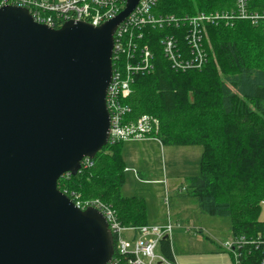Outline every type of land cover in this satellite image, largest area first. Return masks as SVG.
Returning <instances> with one entry per match:
<instances>
[{
	"label": "water",
	"instance_id": "water-1",
	"mask_svg": "<svg viewBox=\"0 0 264 264\" xmlns=\"http://www.w3.org/2000/svg\"><path fill=\"white\" fill-rule=\"evenodd\" d=\"M140 1L99 27L60 29L0 8V264L112 261L105 216L78 208L58 182L108 146L114 35Z\"/></svg>",
	"mask_w": 264,
	"mask_h": 264
},
{
	"label": "trees",
	"instance_id": "trees-1",
	"mask_svg": "<svg viewBox=\"0 0 264 264\" xmlns=\"http://www.w3.org/2000/svg\"><path fill=\"white\" fill-rule=\"evenodd\" d=\"M235 3L160 0L153 13L185 18L232 11ZM250 11L264 14V0H252ZM183 26L186 31L187 25ZM176 31L174 26L144 29L142 43L151 51L155 69L133 79L132 92L123 101L131 108L127 119L135 123L145 116L156 119L158 129L148 136L163 145L204 148L200 173L189 179L190 194L202 213L231 220L232 239L249 243L242 249V264H263L264 249L253 242L264 240V221L260 220L264 206V63L255 64L264 62V22L205 25L204 47L210 38L214 51L206 50L207 63L202 69L187 71L173 69L164 54L162 39L168 35H177L186 47V40ZM252 37L254 44L248 45ZM253 46L259 47L253 52L258 60L249 63L242 53ZM214 52L218 58L225 54L228 66L224 72ZM207 85L214 86L213 90ZM123 144L108 145L92 160V166L77 176L65 175L58 186L72 199L100 200L111 206L124 226L150 225L146 200L122 194L126 183ZM160 252L176 261L170 239L160 241ZM131 259L120 257L119 264H130Z\"/></svg>",
	"mask_w": 264,
	"mask_h": 264
},
{
	"label": "built area",
	"instance_id": "built-area-1",
	"mask_svg": "<svg viewBox=\"0 0 264 264\" xmlns=\"http://www.w3.org/2000/svg\"><path fill=\"white\" fill-rule=\"evenodd\" d=\"M159 1L141 0L114 35L113 76L106 99L111 122L108 145L152 139L148 135L153 129H158L159 122L151 117H142L136 123L129 121L127 115L131 108L123 103L132 92L133 79L137 75L151 74L155 69L153 55L142 43L145 28L163 29L174 26L176 32L181 33V37L186 40V47H182L177 35L164 37L162 45L173 69L187 71L202 69L207 63L204 48L205 25L225 23L229 26L236 20H243L256 26L264 22V14L250 11L252 0H236L232 11L199 13L185 18L156 16L153 9ZM126 4L127 0H0V8H26L37 23L52 29H60L68 21L99 27L116 18L126 8ZM182 25H187L186 31ZM92 164V160L87 158L82 163V169ZM72 200L82 210L95 208L105 216L115 240V255L108 264H119V258L127 256L132 258L130 264H178L167 260L160 252V241L165 238L171 240L176 228L170 217L169 224L164 227L124 226L117 212L104 202L81 200L77 196ZM248 244L245 239H232L223 248L232 255L234 264H242V249ZM253 244L264 249V240Z\"/></svg>",
	"mask_w": 264,
	"mask_h": 264
},
{
	"label": "rangeland",
	"instance_id": "rangeland-1",
	"mask_svg": "<svg viewBox=\"0 0 264 264\" xmlns=\"http://www.w3.org/2000/svg\"><path fill=\"white\" fill-rule=\"evenodd\" d=\"M209 39L205 49L208 53L214 51ZM254 40L252 37L247 44H254ZM255 48L259 49L253 46L243 50L242 56L249 63L257 59ZM213 56L219 65L223 62L224 72L228 66L225 54L218 58L214 52ZM262 63L255 62L256 67L263 66ZM203 152L202 146L160 145L151 141L124 143L126 183L122 194L146 200L150 225L164 227L170 217L176 227L171 242L179 264H234L232 255L223 248L233 238L231 220L202 213L189 191V179L200 173ZM260 220L264 221V206Z\"/></svg>",
	"mask_w": 264,
	"mask_h": 264
},
{
	"label": "crops",
	"instance_id": "crops-1",
	"mask_svg": "<svg viewBox=\"0 0 264 264\" xmlns=\"http://www.w3.org/2000/svg\"><path fill=\"white\" fill-rule=\"evenodd\" d=\"M149 141H151V142H156V143L162 145V143H161L159 140H157V139H148V140H142V141H131V142H149ZM125 143H126V142H125ZM169 215H171V214H169ZM154 224H156V223H154ZM159 224H161V223L159 222ZM173 253H174V251H173ZM174 257H175L176 262L179 264V262H178V258L175 256V254H174ZM229 264H231V263H229Z\"/></svg>",
	"mask_w": 264,
	"mask_h": 264
}]
</instances>
